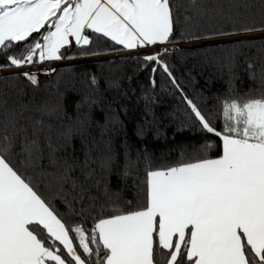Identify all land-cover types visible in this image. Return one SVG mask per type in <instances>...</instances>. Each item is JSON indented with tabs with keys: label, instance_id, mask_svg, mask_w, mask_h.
Instances as JSON below:
<instances>
[{
	"label": "snow or ice",
	"instance_id": "6c2138e0",
	"mask_svg": "<svg viewBox=\"0 0 264 264\" xmlns=\"http://www.w3.org/2000/svg\"><path fill=\"white\" fill-rule=\"evenodd\" d=\"M189 3L196 6L198 0ZM178 6L176 0H0V56L8 60L0 68L69 59L62 49L70 48L73 40L80 54L88 55L86 46L92 41L86 29L127 49L166 43ZM144 59L160 64L180 87L159 55ZM23 75L38 82L36 73ZM184 99L189 119L222 140V154L189 156L163 169L149 166L143 202L131 208L129 201L131 210L107 217L101 204L90 231L73 228L14 163V157L22 156L23 167H38L44 157L39 139L30 140L27 130L19 129L24 137L16 152L15 123L12 136L6 128L0 130V264H264V93L225 99L222 131L212 116ZM42 111L51 115L57 109L45 106ZM37 124L44 126L43 120ZM47 148L54 165L56 149L50 140ZM110 160L101 167H110ZM72 186L77 187L76 181ZM85 191L81 187V198ZM111 199L105 185L104 200ZM97 203L89 197L90 208Z\"/></svg>",
	"mask_w": 264,
	"mask_h": 264
},
{
	"label": "trees",
	"instance_id": "16d2710c",
	"mask_svg": "<svg viewBox=\"0 0 264 264\" xmlns=\"http://www.w3.org/2000/svg\"><path fill=\"white\" fill-rule=\"evenodd\" d=\"M176 3L177 19L167 44L264 32V0H198L196 6L189 0ZM244 27L257 30L241 32ZM221 32L239 34L219 35ZM85 34L92 41L86 46L89 54L81 55V48L75 46L67 52L69 59L127 51L90 29ZM192 34L203 38L188 39ZM25 44L20 42L21 46ZM158 55L169 65L179 88L160 64L143 56L58 67L43 75L36 73V84L23 73L0 76V130L6 128L12 136L11 124L15 123L16 152L24 137L19 129H26L30 140L38 138L44 150L36 168L23 167L22 156L14 157V163L73 228L80 225L90 231L101 204L107 217L143 202L149 166L163 169L189 156L217 158L222 154V140L203 130L195 119H189L192 114L185 96L202 113L212 116L214 126L222 131L225 99L264 93V36L179 48ZM6 64L8 60L0 56V65ZM45 106L57 111L46 115L42 111ZM39 120L44 122L42 129L37 124ZM49 140L56 149L54 165L50 163ZM208 144L213 147L207 149ZM109 157L110 167L102 168ZM62 177L69 179L65 182ZM72 181H76V188ZM105 185L112 197L107 202ZM81 187L86 189L82 198ZM89 197L98 200L94 209L89 206Z\"/></svg>",
	"mask_w": 264,
	"mask_h": 264
},
{
	"label": "rangeland",
	"instance_id": "374dc122",
	"mask_svg": "<svg viewBox=\"0 0 264 264\" xmlns=\"http://www.w3.org/2000/svg\"><path fill=\"white\" fill-rule=\"evenodd\" d=\"M264 33H256V34H249V35H242V36H234V37H228L229 40L233 39H239V38H252L256 37L259 35H262ZM226 38H219V39H214V40H208V41H197V42H191V43H182V44H156V45H150L142 48H138L136 50H127L126 52H120V53H112V54H107V55H100V56H90V57H85V58H73V59H62L56 62H60L58 66L53 67V68H48V69H43V70H38V71H33L29 73H39V74H46L47 71L52 69H56L58 67H63V66H69V65H75V64H80L84 62H95V61H104V59H110V58H119V57H125V56H148V55H158L160 53L165 52V49H167L166 52H171L173 50L183 48L185 45H193V46H200L204 45L205 43H218V42H224ZM201 42V43H199ZM63 62V64H62ZM33 64L31 65H26L21 68H24L26 71L27 70H32L33 69ZM36 65V64H35ZM40 67H47L48 62L41 64L39 63ZM11 72H16L15 70L12 69H7V70H0V74L4 73H11ZM45 76V75H44Z\"/></svg>",
	"mask_w": 264,
	"mask_h": 264
},
{
	"label": "crops",
	"instance_id": "0c3cea01",
	"mask_svg": "<svg viewBox=\"0 0 264 264\" xmlns=\"http://www.w3.org/2000/svg\"><path fill=\"white\" fill-rule=\"evenodd\" d=\"M109 38V37H108ZM111 39V38H110ZM120 45V44H119ZM75 46H77V45H75V43H74V40H73V45L70 47V48H66V49H62V51H65L66 53L69 51V50H71L72 48H74ZM122 47H124L123 45H121ZM125 48V47H124ZM138 48H141V47H137V48H135V49H127V48H125V49H127V50H136V49H138ZM48 62V66L47 67H40V65L39 64H33V69L32 70H25L24 68H21V67H19V68H16L15 69V71H18V72H33V71H38V70H43V69H48V68H53V67H56V66H58L59 65V63L60 62H56V61H45V62H43V63H41V64H44V63H47ZM62 64H63V62H62Z\"/></svg>",
	"mask_w": 264,
	"mask_h": 264
},
{
	"label": "water",
	"instance_id": "95a60500",
	"mask_svg": "<svg viewBox=\"0 0 264 264\" xmlns=\"http://www.w3.org/2000/svg\"><path fill=\"white\" fill-rule=\"evenodd\" d=\"M261 33H264V32H261ZM264 36V34H262V35H259V36H256V37H263ZM239 39H243V38H239ZM233 40H238V39H233ZM224 41H231V40H229L228 38H226ZM199 43H201V42H199ZM208 44H213V43H205L204 45H208ZM201 46V45H200ZM192 47H195V46H193L192 44L191 45H188V46H184L183 48H192ZM110 59H114V58H110ZM104 60H109V59H104ZM84 63H87V62H84ZM12 70H15V69H12ZM14 73H25V72H18V71H16V72H11V73H4V74H0V76H3V75H9V74H14Z\"/></svg>",
	"mask_w": 264,
	"mask_h": 264
}]
</instances>
